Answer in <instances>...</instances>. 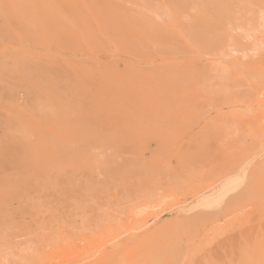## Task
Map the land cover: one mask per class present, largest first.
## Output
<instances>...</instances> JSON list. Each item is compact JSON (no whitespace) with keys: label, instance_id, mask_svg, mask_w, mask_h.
<instances>
[{"label":"rangeland","instance_id":"obj_1","mask_svg":"<svg viewBox=\"0 0 264 264\" xmlns=\"http://www.w3.org/2000/svg\"><path fill=\"white\" fill-rule=\"evenodd\" d=\"M263 76L264 0H0V264H264Z\"/></svg>","mask_w":264,"mask_h":264},{"label":"bare ground","instance_id":"obj_2","mask_svg":"<svg viewBox=\"0 0 264 264\" xmlns=\"http://www.w3.org/2000/svg\"><path fill=\"white\" fill-rule=\"evenodd\" d=\"M143 4H144V3H143ZM208 8H209V7H208ZM136 9H137V8H136ZM154 9H155V8H154ZM163 9H164V8H163ZM151 10H152V9H151ZM191 10H192V9H191ZM201 10H202V9H201ZM91 18H92V17H91ZM214 18H215V17H214ZM218 20H219V17H218ZM214 21H215V20H214ZM214 24H215V22H214ZM68 25H69V24H68ZM216 25H217V23H216ZM214 27H215V26H214ZM216 27H217V26H216ZM219 30H220V29H219ZM219 30H218V31H219ZM197 32H198V31H197ZM222 32H223V31H222ZM222 32H221V34H223ZM178 33H181V32L178 31ZM75 34H76V31H75ZM53 35H54V34H53ZM242 35H244V34H242ZM82 37H83V36H82ZM191 37H192V36H191ZM199 37H200V36H199ZM207 37H208V36H207ZM209 37H210V36H209ZM244 37H245V36H244ZM99 38H100V37H99ZM192 38H193V37H192ZM213 38H214V37H213ZM245 38H246V37H245ZM102 40H103V38H102ZM201 40H202V39H201ZM99 41H100V39H99ZM96 42H97V41H96ZM197 42H198V41H197ZM207 42H208V40H207ZM132 43H133V42H132ZM167 45H168V44H167ZM198 45H199V44H198ZM199 46H200V45H199ZM169 50H170V49H169ZM160 51H161V50H159V52H160ZM166 53H167V52H165V54H166ZM168 53H169V52H168ZM148 54H149V53H148ZM165 54H164V55H165ZM169 54H170V53H169ZM177 54L180 55L179 52H177ZM69 56H70V55H69ZM80 56H81V55H80ZM175 56H176V55H175ZM176 57H177V56H176ZM115 58H116V57H115ZM200 58H201V57H200ZM204 58H205V57H204ZM177 59H178V58H177ZM180 59H181V58H180ZM180 59H179V60H180ZM209 59H210V58H209ZM72 60H73V59H72ZM211 60H212V59H211ZM216 60H218V59H216ZM81 61H82V60H81ZM84 61H85V60H84ZM205 61H206V60H205ZM207 61H208V60H207ZM212 61H214V60H212ZM221 61H222V60H221ZM221 61L219 60L218 62H221ZM176 62H177V61H176ZM79 63H80V62H79ZM139 63H140V62H139ZM154 63H155V62H154ZM158 63H159V62H158ZM221 63H222V62H221ZM223 63H224V62H223ZM225 63H226V62H225ZM137 64H138V63H137ZM142 64H143V63H142ZM143 65H144V64H143ZM144 66H145V65H144ZM118 67H121V66H118ZM232 67L234 68V65H233ZM235 67H236V66H235ZM240 68H241V67H240ZM236 70H237V69H236ZM237 71H238V70H237ZM238 72H239V71H238ZM242 73H243V72H242ZM56 75H57V74H56ZM243 75H244V73H243ZM246 75H247V74H246ZM72 77H73V76H72ZM163 77H165V78H169V79H175L174 76L172 77V75H170V74H167V75H165V76H163ZM247 77H248V75H247ZM255 77H256V76H255ZM263 77H264V76H263ZM251 79H252V78H251ZM255 79L257 80V77H256ZM80 80H81V79H80ZM80 80H79V81H80ZM252 80H253V79H252ZM81 81H82V80H81ZM259 81H261V80H259ZM106 87H107V86H106ZM6 90H7V89H6ZM43 103H44V102H43ZM263 105H264V104H263ZM38 106H39V105H38ZM19 107H20V106H19ZM16 108H17V107H16ZM262 108H263V107H262ZM22 110H23V109H22ZM13 112H14V111H13ZM60 121H61V120H60ZM44 132H45V131H44ZM48 135H49V134H48ZM102 138H103V137H102ZM114 138H115V137H114ZM116 141H117V140H116ZM57 144H58V143H57ZM87 145H88V144H87ZM113 145H114V144H113ZM262 149H263V148H262ZM78 151H79V150H78ZM260 151H261V150H260ZM90 153H91V152H90ZM90 153H89V154H90ZM103 153H104V152H103ZM60 154H61V153H60ZM60 154H59V155H60ZM259 154H260V153H259ZM259 154H258V155H259ZM68 156H69V155H68ZM74 156L76 157V155H74ZM256 156H257V155H256ZM64 157L66 158V156H64ZM103 157H104V156H103ZM253 157H255V156H253ZM253 157H252V159H253ZM62 158H63V157H62ZM71 159H73V158H71ZM252 159H251V160H252ZM263 159H264V158H263ZM58 160L60 161V159H58ZM62 160H63V159H62ZM66 160H67V159H66ZM99 160H100V159H99ZM101 160H102V159H101ZM28 161H29V160H28ZM71 162H72V161H71ZM255 162H256V161H255ZM62 163H63V161H62ZM65 163L67 164V162H65ZM244 164H245V163H244ZM244 164H243V165H244ZM243 165H242V166H243ZM5 166H6V165H5ZM9 166H10V165H9ZM57 166H58V165H57ZM242 166H241V167H242ZM251 166H252V165H251ZM241 167H240V168H241ZM7 168H8V167H7ZM9 168H11V167H9ZM3 169H4V167H3ZM70 169H71V168H70ZM239 170H240V169H239ZM245 173H246V171H245ZM16 174H17V173H16ZM18 174H19V173H18ZM243 174H244V173H243ZM258 174H259V173H258ZM252 176H253V175H252ZM256 176H257V174H256ZM21 177H22V176H21ZM21 177H20V178H21ZM239 178H240V177H238V185H237V188H239V186L241 187V186H242L241 184L244 183L242 180H241V182H240V179H239ZM241 179H242V178H241ZM3 182H4V181H3ZM3 182H2V183H3ZM247 187H248V186H246L245 188H247ZM232 189H233V187H230V188L226 191L227 194H228V192L230 193V191L232 192V191L235 190V188H234V190H232ZM47 192H48V191H47ZM217 197H218V195L213 196V197H211V198H217ZM78 221H79V220H78ZM257 226H258V225H257ZM186 228H187V227H186ZM188 228H189V227H188ZM178 229H179V228H178ZM192 229H193V228H192ZM63 231H64V230H63ZM193 231H194V230H193ZM61 233H62V232H61ZM233 235H234V234H233ZM186 236H187V235H186ZM236 236H237V234H236ZM231 237H232V236H231ZM233 238H234V237H233ZM240 238H241V237H240ZM245 238H246V237H245ZM251 238H252V237H251ZM225 239H226V238H225ZM235 239H236V238H235ZM67 241H68V240H67ZM237 241H238V240H237ZM241 241H243V239H242ZM173 242L176 243V241H173ZM234 242H235V241H233V243H234ZM155 244H156V243H155ZM155 244H154V245H155ZM228 245H229V244H228ZM241 245H242V243H241ZM245 245H246V244H245ZM230 246H231V245H230ZM234 246H235V245H234ZM226 247H228V246H226ZM180 248H181V246H180ZM210 248H211V247H210ZM210 248H209V249H210ZM215 248H216V247H215ZM218 248H220V247H218ZM233 249H234V248H233ZM177 250H178V249H177ZM180 250H181V249H180ZM180 250H179V251H180ZM211 250H212V249H211ZM235 250H236V249H235ZM240 250H241V249H240ZM175 251H176V250H175ZM242 251H243V250H242ZM242 251H241V252H242ZM225 252H226V251H225ZM231 252H233V251H231ZM237 252H238V251H237ZM237 252H236V253H237ZM245 252H248V251H245ZM169 253H170V252H169ZM176 253H177V251H176ZM178 253H179V252H178ZM180 253H181V251H180ZM218 254H219V253H218ZM218 254H217V255H218ZM231 254H232V253H231ZM233 254H235V252H234ZM237 254H239V253H237ZM175 255H176V254H175ZM179 255H180V254H179ZM220 255H221V254H220ZM223 255H224V254H223ZM225 255H226V254H225ZM228 255H229V254H228ZM175 257H176V259H177L178 256H175ZM227 257H228V256H227ZM246 257H247V256H246ZM225 258H226V257H225ZM240 258H241V254H240ZM228 259H230V258H228ZM231 259H232V258H231ZM242 259H243V257H242ZM242 259H241V260H242ZM223 260H224V259H223ZM226 260H227V259H226ZM233 260H234V259H233ZM230 262H231V261H230ZM232 262H233V261H232ZM242 262H243V261H242ZM176 263L178 264V261L175 262V264H176ZM245 264H246V263H245ZM257 264H258V263H257Z\"/></svg>","mask_w":264,"mask_h":264}]
</instances>
